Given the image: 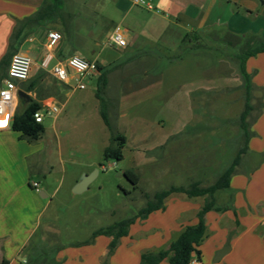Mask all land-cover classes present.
<instances>
[{
    "label": "crops",
    "instance_id": "crops-1",
    "mask_svg": "<svg viewBox=\"0 0 264 264\" xmlns=\"http://www.w3.org/2000/svg\"><path fill=\"white\" fill-rule=\"evenodd\" d=\"M45 1L0 0V89L8 78V65L11 61L9 60L8 65L3 66L5 58L16 53L29 56L33 61L32 72L27 81L16 82L17 95L19 91H22L32 101L40 104L41 110L38 113L43 115V121L40 124L45 127L43 137L51 128L57 132L61 116L79 92L86 91L89 84L97 85V71L87 75L83 80H79L78 76L69 70V80L61 82L53 73V68L56 65L66 63L74 55L95 62L96 65L102 67L120 65L109 73L108 85L104 94L108 102L110 127L105 124L101 116L100 102L98 105L100 117L107 128L111 129L112 117L115 119L116 116L117 119L121 116L123 104L120 102V98L126 99L128 96H140L142 93L155 92L162 86L165 90L164 94L167 92L166 80L172 78V73L169 72L170 70L157 71L159 60L154 54L156 50L169 53L170 49L162 40L164 35L169 31H174V28L177 27L185 31L186 34L198 33L204 36L206 31H211L219 26L213 16L221 8L222 2V0H148L147 2L153 6V9L146 10L154 11L159 15L150 18L149 21H141V12H136V10L142 9V7L135 5L133 0H110L109 3L116 10L115 17L110 13L106 0H93L86 4L89 7L86 8L87 10L83 8V12L87 16L79 15L77 18L74 11L76 3L72 0H65L63 11L57 16V20L48 23V25L30 22L44 6ZM228 2L236 3L235 0H227ZM245 8L253 10L248 6ZM113 18L119 19V23L115 22ZM51 19L53 20L54 16ZM110 19L113 24L108 28L106 22ZM103 25H105L104 28ZM117 26L123 29L127 41L125 48L109 44V38ZM221 26L225 27L220 24ZM225 28L235 35L242 36L232 31L229 24ZM50 31H58L62 35V40L52 50L48 47ZM104 38L108 41L109 46L115 49L113 56H105V51L98 49ZM94 47L97 49L95 50ZM144 51L153 53L143 54ZM48 55H51V59L45 67L43 63ZM184 61L183 65L187 63V75L184 85L177 87L179 91L177 100H184L192 110V101L196 97V102L198 101L199 104L196 111L192 110L195 114H198V111L201 114L200 109L203 104L200 101L203 96L208 99L204 106H207L211 113H215V108L219 106L217 98H227V102L234 99L228 92L224 93L222 97L218 96L222 93H215V90L220 87H230L229 61L221 60L212 51L205 50L188 52ZM247 68L249 73H255L253 82L257 89L254 93L260 90L264 92V53L251 58ZM190 69L196 73L195 76L189 75ZM240 79L241 83L237 89H242L240 91L243 93L240 95L244 94L245 101L240 105L239 115L244 112L246 107V90L243 87L241 76ZM81 85H84L85 88L82 89ZM96 85L94 93L97 98ZM169 94L171 100V90ZM80 95L83 94L80 93ZM254 97V102L257 105L254 115L257 119L251 124V131L255 133V136L250 140V151L244 156L241 166L244 167L249 158H255L257 164L253 171L248 173L245 171L240 173L241 166H239L230 184L234 194L224 192L229 196V200H223V203H219L217 199L219 205H232L234 210L225 213L212 211L207 214L206 222L208 228L210 227L208 230L212 239V243L207 249L208 251L214 249L215 254L229 246L231 250L222 260L233 253L246 252L247 250L249 253H254L258 260L263 261V263L257 264H264V162H261L262 154H264V108L259 110L260 103L264 105V94L261 98L256 97L255 94ZM78 104L86 106L88 104L86 97L79 98ZM171 104L172 102L170 107ZM26 107L17 97L15 113L24 112ZM49 118H53L52 124L46 126V120ZM12 120L13 117L8 119L3 127H0V264L5 261L8 264H31L37 260V264H45L44 259L47 257L41 259L40 255L58 247H62L54 256L58 264H104L108 257L112 238L100 236L96 238L94 244L81 247H75L72 244L85 242L89 238L83 240L64 239L59 222V205L55 201L57 193L55 191L51 193L47 188H43L39 180L40 175L45 176L50 171V169L47 171L48 167H53L49 162L51 152L47 150L43 137L34 143L21 139L20 133L11 129ZM227 127L229 124L220 131L228 130ZM222 132L216 136L220 139V143H215V140L212 139V144L209 145V148L217 150L216 153L220 151L222 144L233 140L238 134L237 132L233 137L224 139L221 136ZM112 137H114L113 134H111L109 142ZM56 141L58 144L56 153L61 157L60 139L57 137ZM180 141L188 143V139ZM234 146L235 144L232 143L230 147L233 151L232 158L235 155ZM224 153H226L225 150L220 154L221 163L218 169L224 162ZM193 178L195 177L193 176ZM193 178L191 179L194 180ZM194 181L202 182L199 178ZM78 182L79 180L74 185H77ZM33 183L38 184V189L32 186ZM203 205H190L178 195H173L166 202V210L154 212L147 220L137 221L131 227L129 236L120 240L119 246L111 258L112 263L115 261V264H140L143 253L138 256L134 255V258L131 259L130 257L126 258V251L121 250H124L123 246L126 248V240H132L134 234L132 231L141 223L142 227L149 225V229L155 230L154 236H150L147 242L149 249H155L152 251L158 252L167 248L173 241L172 237L176 238L184 227L197 224V215ZM191 212L193 216L189 217L188 214ZM128 244L130 245V243ZM200 250L202 259H204L206 251L203 246L200 247ZM162 264L168 263L165 261ZM198 264L204 263L198 262Z\"/></svg>",
    "mask_w": 264,
    "mask_h": 264
},
{
    "label": "rangeland",
    "instance_id": "rangeland-1",
    "mask_svg": "<svg viewBox=\"0 0 264 264\" xmlns=\"http://www.w3.org/2000/svg\"><path fill=\"white\" fill-rule=\"evenodd\" d=\"M72 1L76 3L74 7L76 18L79 15L86 17L83 8L88 9L89 7L86 4L91 3L93 0ZM106 1L110 13L115 17L117 15L114 13L116 10L109 3L110 0ZM235 1L236 3H227V0H222L221 8L213 16L219 26L211 31H206L204 35L206 39L202 41L204 45L211 48L205 51H212L221 60H226V51H222L225 46L213 41H223L225 39V31H227L225 27L228 24L231 26L232 31L245 37L240 46L236 47L234 53L245 47L248 40L253 42L264 40V0ZM246 6L253 8L252 14L246 12ZM140 7L142 9H137L136 12H141V21H149L150 18L159 15L154 11H147L144 6ZM113 19L117 23L120 21L119 19ZM106 24L109 28L113 21L110 19ZM220 24L225 25V27H220ZM104 27L105 25H103ZM184 32L181 28L176 27L174 31H169L164 35L162 40L170 49L167 54L171 57L183 53L184 49L180 46L181 40L186 34ZM226 40L230 41V38ZM232 43H236V41H232ZM227 46L229 45L227 44ZM98 49L105 51V56H113L115 53V49L109 46L105 38ZM187 53L177 64L169 65L162 70H170L169 72L172 73V78L166 80L167 92L165 94L162 86L161 89L155 92L142 93L140 96H128L126 99L120 98V102L123 104L121 116L117 119L116 116L115 119L112 117L111 129L107 128L98 113L99 101L94 93L96 84H89L86 91L79 92L73 98L61 116L57 132L51 128L43 137L47 150L51 152L49 162L53 167H48L47 171L49 169L50 171L45 176L40 175L39 180L43 188H47L51 193L54 191L57 193L55 201L59 205V222L64 233V239L83 240L90 238L94 230L137 214L154 197L157 191L168 189L171 186H188L196 178L201 179L205 186H209L215 181V171L221 163L220 154L224 150L226 151L224 162L220 168L227 166L232 160L231 142L226 143V141L225 144H222L224 148L220 146L218 153H216L217 150L209 148V145L212 144V139L220 140L216 137L222 132L220 131L222 128L218 129L220 120L231 122L238 120L240 117V105L245 100L244 94L240 95L243 93V91H240L242 89H237L239 83H241L237 62L229 61L230 87H220L215 90L216 94L217 92L218 94L222 93L218 95L219 97L228 92L234 99L232 98L233 100L227 102V98H217L216 101L219 106L215 108V113H211L208 111L207 106H204L208 99L203 96L200 101L203 104L200 109L201 114H199V111L198 114H195L192 110L196 111L195 109L199 104L198 101L196 102V97L192 101V110L189 109L184 100H177L179 92L177 87L184 85V79L187 75V63L183 65ZM191 74L196 75L193 69H190L189 75ZM252 74L255 73L252 72ZM170 90L172 91L171 100L169 97ZM80 93L83 95H80ZM254 94L256 97L261 98L264 92L260 90ZM85 97L88 104L86 106L78 104V99H84ZM256 118L255 116L253 119ZM52 119L46 120V126L52 124ZM189 126L194 129L198 126H209L213 130L211 129L206 133L182 136L167 142L170 137L174 138L182 134ZM182 129L183 131H181ZM227 129L221 134L224 139L231 138L238 132L236 125L231 126L229 124ZM118 133L124 134L127 138L124 159L122 161H106L103 156L104 150L110 143L111 134L116 136ZM197 135L199 137H196ZM57 137L60 139L61 157L56 153ZM182 139H188V143L180 141ZM53 151L55 152L52 153ZM47 156L49 157V154ZM256 162L255 158H249L247 164L244 167L241 166L239 172L245 171V173H248L253 171ZM126 170H133L139 175L137 188H134L132 183L124 176ZM95 171L99 173L95 175L94 180L90 183L89 190L82 194H74L75 182L85 174H95ZM178 197L190 205H203L205 201L204 198L192 200L183 195H178ZM217 199L219 203H223V200H229V196H227V193L219 192ZM188 216L192 217V212ZM149 228V225L142 227L141 223L132 231L134 233L132 240H126V248L123 246L124 250H121L126 251V258L130 257L132 259L134 255L138 256L140 253L155 252L152 251L155 249H149L150 247H148V239L155 234V230ZM172 238L175 239V237ZM211 243L212 239L208 234L202 244L206 251V255L202 259L204 264L263 263V261L256 258L254 253H249L247 250L246 252L233 253L221 262L214 263L216 253L214 254V249L210 251L207 249ZM111 258L107 257L108 264H115V261L112 263Z\"/></svg>",
    "mask_w": 264,
    "mask_h": 264
},
{
    "label": "trees",
    "instance_id": "trees-1",
    "mask_svg": "<svg viewBox=\"0 0 264 264\" xmlns=\"http://www.w3.org/2000/svg\"><path fill=\"white\" fill-rule=\"evenodd\" d=\"M64 5L65 0H46L44 6L38 11L36 17L30 22L35 24L44 23L48 25V23L57 20V16L62 13ZM246 12L252 14L251 10L247 9ZM52 16H54L53 20L51 19ZM225 32L226 35L223 41L214 40L213 42H217L220 45L225 46L222 51H226L225 59L227 61L237 62L239 74L243 81V87L246 90V107L244 112L240 115L239 119L231 122L224 120L219 121L220 125L218 129H221L228 124H230L231 126L236 125L238 127V134L233 140L227 142L235 144V155L232 160L227 166L220 168V170L215 174V181L213 184L204 186L202 182L194 181L188 186H171L168 189H164L158 192L152 200L148 201L147 205L142 208L136 215L94 230L91 234V237L87 241L82 243H74L72 244V246L81 247L84 245H91L94 244L96 238L100 236L109 237L112 238L108 253V257L110 258L114 255L115 250L119 246L120 240L124 237L129 236L131 227L136 224L137 221H145L152 213L166 210V202L173 195H184L188 199H205L204 205L201 207L197 215V224L184 227L176 236V238L171 241L167 248L161 249L158 252H149L142 254L140 264H162L165 261L168 264H190L194 259L202 262V252L200 250V247L209 234L206 222L207 214L212 211L225 213L229 210H234L232 205H219L217 201V194L219 192H229L232 195L234 194V191L230 186L232 177L235 175L237 168L242 165L244 156L247 155L250 151L249 143L251 138L255 136V133L251 131V124H253V122L257 119H253L255 117L254 113L257 110V105L254 102V92L256 91L257 87L253 82L254 75L248 72L247 64L251 58H255L264 53V40L260 42H253L251 40H248L245 47L241 48L239 52L235 51L234 53L236 47L240 46L245 37L235 35L228 30ZM227 38H230V41H227ZM205 39L206 38H204V36L198 33H187L182 39L180 46L184 49L183 53L178 56L171 57L167 53L156 50L154 54L158 57L159 60L157 71L161 72L169 65L177 64L180 60H182V57L187 52H197L200 50L208 49L209 47L202 43V41ZM232 41H236V43H232ZM227 44L230 47L227 46ZM150 53L153 52H143V54ZM11 58L12 55H8L3 61L2 65H8ZM119 66L120 65L116 64L111 67H102L101 65L97 64L98 77L96 85V96L100 102L101 116L108 127H110L107 111L108 102L104 94L108 85L109 73L117 69ZM194 96H196V94H194ZM263 106V103H260L259 110H263ZM40 110V104L31 100L24 112L18 111L13 116L11 129L15 132L20 133V138L28 141L29 143L39 141L44 135L45 127L42 124L37 123L35 120V115ZM191 128L192 126L187 127L186 131H184L177 137L169 139L168 142L182 136L195 135L202 132L206 133L212 129L209 126H198L195 127L196 129ZM215 141V143L220 142V140ZM126 143L127 139L122 134H118L112 137L109 145L104 150V160L122 161L124 159V149L126 147ZM162 149H164V147H162ZM261 162H264V154H262ZM124 176L132 183L135 188H137V185L139 183V175L136 172H134L133 170H126L124 172ZM61 249L62 247H58L55 250L43 252L42 255H40V258L42 259L47 257V259H44L45 264H48L47 262H49L50 264H58L54 256ZM37 262L38 260L31 264H37ZM2 264H8V262L5 261ZM104 264H108L107 260L104 262Z\"/></svg>",
    "mask_w": 264,
    "mask_h": 264
},
{
    "label": "built area",
    "instance_id": "built-area-1",
    "mask_svg": "<svg viewBox=\"0 0 264 264\" xmlns=\"http://www.w3.org/2000/svg\"><path fill=\"white\" fill-rule=\"evenodd\" d=\"M133 2L137 6H144L149 10L153 9V6L145 0H133ZM61 40L62 35L60 32L50 31L48 33L49 49H54ZM109 44L118 48H125L127 46L123 29L120 26H117L112 32L109 38ZM50 59L51 55H48L43 63L45 67L49 64ZM32 65V59L25 54L16 53L12 56L8 70V78L4 81V86L0 89V121L8 122V119L15 114L18 97L16 82H25L30 78ZM69 70H72L78 76L79 80H83L87 75L97 71V65L95 62H90L80 56L74 55L66 63L56 65L53 68V73L59 81L67 82L70 77ZM81 88L84 89L85 86L81 85ZM38 114L35 115V120L37 123H42L43 115L39 114L38 118ZM32 186L36 189L39 187L36 183H33ZM198 262L194 259L190 264H198Z\"/></svg>",
    "mask_w": 264,
    "mask_h": 264
},
{
    "label": "water",
    "instance_id": "water-1",
    "mask_svg": "<svg viewBox=\"0 0 264 264\" xmlns=\"http://www.w3.org/2000/svg\"><path fill=\"white\" fill-rule=\"evenodd\" d=\"M264 4V2H263ZM18 99L21 101V104H25L26 106L31 102V98L24 92L19 91L18 92ZM98 174V171H95V174H85L83 177L79 180L78 184L74 187L73 193L74 194H82L89 190L90 183L94 180L95 175ZM42 196V194H41ZM231 250L229 246L224 247L223 249L219 250L216 253L214 263H218L222 260V258L228 254V252Z\"/></svg>",
    "mask_w": 264,
    "mask_h": 264
},
{
    "label": "snow or ice",
    "instance_id": "snow-or-ice-1",
    "mask_svg": "<svg viewBox=\"0 0 264 264\" xmlns=\"http://www.w3.org/2000/svg\"><path fill=\"white\" fill-rule=\"evenodd\" d=\"M6 123V121H0V126H3Z\"/></svg>",
    "mask_w": 264,
    "mask_h": 264
},
{
    "label": "clouds",
    "instance_id": "clouds-1",
    "mask_svg": "<svg viewBox=\"0 0 264 264\" xmlns=\"http://www.w3.org/2000/svg\"><path fill=\"white\" fill-rule=\"evenodd\" d=\"M38 118H39V114H38Z\"/></svg>",
    "mask_w": 264,
    "mask_h": 264
}]
</instances>
